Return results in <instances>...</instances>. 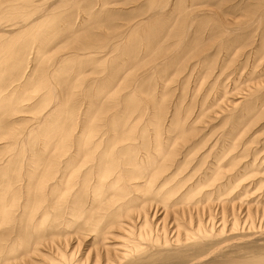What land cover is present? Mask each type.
<instances>
[{"label": "bare ground", "instance_id": "1", "mask_svg": "<svg viewBox=\"0 0 264 264\" xmlns=\"http://www.w3.org/2000/svg\"><path fill=\"white\" fill-rule=\"evenodd\" d=\"M35 2L0 0V16L29 18ZM41 10L20 29L0 27V139L26 126L21 146L0 156V264H264V227L254 218H264V192L256 205L243 200L261 150H250L253 138L239 142L264 101V65L262 79L223 111L226 131L208 136L200 126L218 107L210 88L229 93L221 74L206 86L212 93L185 107L220 54L221 70L242 45L251 48L241 64L264 58V0H53ZM33 42L31 74L2 94ZM62 43L70 53L43 63L40 52ZM88 64L107 74L77 92L71 69ZM176 73L184 74L174 89ZM120 80L130 89L116 95ZM27 88L46 89L56 103L31 125L9 113ZM81 99L88 104L76 124ZM247 155L253 161L240 165Z\"/></svg>", "mask_w": 264, "mask_h": 264}, {"label": "rangeland", "instance_id": "2", "mask_svg": "<svg viewBox=\"0 0 264 264\" xmlns=\"http://www.w3.org/2000/svg\"><path fill=\"white\" fill-rule=\"evenodd\" d=\"M53 0H36V2H35V4H34V6L33 7H31L30 8V10L32 11V13H33V15H31V16H28L29 18H25V17H12V18H9V17H7V18H5V17H3V16H0V27H4V28H10V29H12V30H16V29H20V28H22V25H24V24H26L28 21H30V20H32L33 18H34V16H36L37 14H39L40 12H38V10L40 9H42L41 11H44L43 9L50 3V2H52ZM120 0H115V2H119ZM15 2V1H14ZM2 17V18H1ZM31 17V18H30ZM79 17L77 18V20H76V22L78 23V21H79ZM7 24H8V26H7ZM13 27V28H12ZM36 46H38L35 42H33V43H31V49L28 51L27 50V52H24V54H23V63H22V65H21V70H20V75L19 76H16V77H14L12 80H10V81H8V85H6L5 87H2L1 89H3V93L2 94H4V93H6L7 91H9V90H12L13 88H15V87H18V86H20L23 82H24V80H25V78H27L30 74H31V67H30V65H33V66H35L34 65V62H33V64H32V59H31V57H32V55L33 54H36L37 53V48H36ZM60 46H62V47H60ZM249 48H251V45H242L240 48H238L239 49V51H238V53L237 54H230L229 55V59H225L226 61V64H228V66H226V69H225V66H223L222 68H224L223 70H221V68H220V66L218 65L219 63H221L222 62V60L221 61H219L220 59H221V56H222V54H220L219 56H217L216 58H217V60H214L212 63H211V66H212V68H213V70L212 69H210V70H208L209 72L208 73H206L207 74V77L205 76L206 74H204V76H203V78H201L200 80V83H198V85H197V88H198V90H197V88H195V91H190V89H189V91H188V98L186 99V104L187 103H189L190 104V100H189V98H190V96H192V97H194V99L196 100H198V98H199V96H201V95H203L205 92H207V95H209L210 93L209 92H213V91H208V90H206L207 88H206V86L207 87H209V85H211V84H209L210 83V81H211V79H214L213 77L215 76V73L218 75V74H221V76L218 78V82H220V80H221V82H222V80H223V83L225 84V85H227L226 87H227V89L229 90V93L226 95V96H221L220 97V95H223L224 93L223 92H221V90H218L219 89V87H218V84L215 86V87H211L210 89L211 90H214V92L211 94V95H209V97H210V99L211 98H213L212 96H214V94H216V95H218L219 96V98L220 99H218L217 101V105L215 104V105H213V106H218V107H213L212 108V110H210L208 113H207V115H203L204 117H201V120H203V122H201V123H203V126L202 125H200L201 126V128L202 127H204V128H202V130L203 129H206L205 131L207 132L208 131V136H212V135H216V134H219V133H221V132H223V131H226V129H227V126L225 125V123H223L224 121H222L223 119H224V116L226 115V112L230 109L229 107H230V105H229V102L231 101V100H235V101H239V100H241V98H242V96H244L246 93H248V88H249V86L251 85V83H252V81L254 82V81H257V78H259V79H262V77L261 76H259V74H260V72L259 71H261V69L263 68V63H264V58H257V60L255 59L254 60V62L252 61L254 58H249V60H247L245 63H243V64H241L243 61H245V60H243L244 59V54H245V52H247V50L249 49ZM69 50V51H71L70 49H69V46L67 45V43H62V44H51V45H49L47 48H45L44 50H43V52H40V57H42V59H43V63L45 62V61H48V60H51L50 61V63L48 64V66L50 67H52V65L54 64V61L53 60H55V59H57V58H59L60 57V55L61 54H66L67 52H69V51H66V50ZM33 50V51H32ZM65 51V52H64ZM47 52V53H46ZM63 52V53H62ZM70 53V52H69ZM39 55V54H38ZM98 56H100V55H98ZM232 56V57H231ZM54 57V58H53ZM57 57V58H56ZM219 57V58H218ZM30 58V59H29ZM53 58V59H52ZM215 58V59H216ZM227 58V57H226ZM219 59V60H218ZM229 60H231V62L229 61ZM243 60V61H242ZM260 60V61H259ZM228 61H229V63H228ZM42 62V61H41ZM39 63V66L37 67L38 69H39V67L40 66H42L41 64H43V63ZM248 62V63H247ZM256 62V63H255ZM256 65H255V64ZM215 64V65H214ZM238 64H240L241 65V67L243 68V70L241 69L240 71H239V74H238V71H233L234 69H236L237 67H239L240 65H238ZM27 65H29V67L27 68L28 69V71H27V69H26V66ZM213 65H214V67H213ZM237 65V66H236ZM250 65V66H249ZM254 65V66H253ZM216 66V67H215ZM236 66V67H235ZM88 67V68H87ZM93 67V68H92ZM95 67V68H94ZM218 67V68H217ZM235 67V68H234ZM100 68V69H99ZM252 68V69H251ZM254 68H255V70H254ZM92 69H95V70H92ZM98 69L100 70V71H98ZM230 69H232V70H230ZM251 69V70H250ZM101 70H102V72H101ZM212 70V71H211ZM219 70V71H218ZM250 70V71H249ZM99 73H98V72ZM105 69H104V67H100V66H98V65H91V64H88V65H86L85 67H83V68H81V69H76L75 70V67L74 68H72L71 69V72H72V75H73V84L75 85L76 84V86H77V88H76V90H77V92H81L82 91V89H83V87L85 88V89H89V91L90 90H92V86H94V85H97V83H99V82H101V80L100 79H103L104 78V76H105V74H107V73H105ZM218 73H217V72ZM225 71V72H224ZM231 71H233L232 73L234 74H231L229 77H228V75H229V73H231ZM256 71V72H255ZM95 72V73H94ZM107 72V71H106ZM214 72V73H213ZM222 72H223V74H222ZM229 72V73H228ZM250 72H252V73H250ZM27 73V74H26ZM100 73H102V74H104V75H100L99 76V74ZM247 73V74H246ZM257 75H255V74ZM183 74L184 73H176L172 78L173 79H171V80H169V81H171V82H169V86L171 87V88H173V86H174V89H175V86L177 87L179 84H177L176 85V82L178 83L179 81H180V75H182L183 76ZM214 74V75H213ZM237 74V75H236ZM241 74V75H240ZM24 75H25V77H24ZM93 75H95V77L97 76V79L98 78H100V79H98V80H96V78L95 77H92ZM227 77V78H224L225 76ZM248 77H247V76ZM101 76H102V78H101ZM181 76V77H182ZM232 76V77H231ZM233 76L236 78V79H234L233 78ZM251 76V77H250ZM20 77V78H19ZM23 77V78H22ZM176 77H177V79H176ZM240 77V78H239ZM87 78L88 79H90V80H87ZM94 78V79H93ZM242 78V79H241ZM248 78H250V79H248ZM254 78H255V80H254ZM91 79H93V80H91ZM220 79V80H219ZM224 79H226V81H224ZM232 79L233 80H236V81H232ZM245 81H244V80ZM247 79V80H246ZM253 79V80H252ZM87 80V81H86ZM179 80V81H178ZM206 80V81H205ZM231 81V82H230ZM251 81V82H250ZM20 82H21V84H20ZM87 82V83H86ZM120 82V83H119ZM118 82V86H120V87H118L117 89L119 90H116V95H122V93H125L127 90H129L128 88H125V89H123V86H122V84H124L125 83V81L124 82H122L121 80ZM240 83V84H238V83ZM241 82H245V83H241ZM247 82V83H246ZM234 83H237V85H239L237 88L235 87V86H237L236 84L235 85H233ZM84 84H87V86L85 87V85ZM174 84V85H173ZM231 84V85H230ZM246 84V85H245ZM124 85H126V83L124 84ZM192 85V84H191ZM241 85V86H240ZM240 87V88H239ZM11 88V89H10ZM121 88V89H120ZM214 88V89H213ZM233 88V89H232ZM239 88V89H238ZM27 89H28V91H27ZM26 90H24V91H21V92H19V93H17L16 94V96H15V98H14V100H13V104H14V107L16 108V110H14V111H11V112H9L10 114H11V118L12 119H18V118H25L26 117V119H29L30 121H29V125H31V122L33 121V122H35L36 121V119H34L35 117H37V115L39 116V115H42V112H43V115L44 114H46L48 111H50L51 110V106L52 105H54V104H56L55 103V101H53V100H50L48 97H47V95H46V89H43V88H40V89H36V88H27ZM33 89V90H32ZM84 89V90H85ZM83 90V91H84ZM192 90H194V88L192 89ZM231 90H233L232 92V94H231ZM197 91V92H196ZM216 91V92H215ZM217 91H219V92H221V93H218ZM38 92V93H37ZM178 92V90L177 91H175V93H177ZM196 92V93H195ZM202 92V93H201ZM246 92V93H245ZM82 93V92H81ZM209 93V94H208ZM218 93V94H217ZM223 93V94H222ZM19 94V95H18ZM21 94V95H20ZM35 94V95H34ZM39 94V95H38ZM41 94V95H40ZM199 96H198V95ZM201 94V95H200ZM220 94V95H219ZM36 95H38V96H36ZM175 95L176 94H174V92H173V95H172V98L173 97H175ZM198 97H197V96ZM195 96L197 97V98H195ZM37 97V98H36ZM32 98V99H31ZM108 96L106 97V98H104V102H106L107 100H108ZM171 98V99H172ZM221 98H222V100H221ZM83 100V101H82ZM196 100V101H197ZM86 101V102H85ZM19 102V103H18ZM195 102V101H194ZM77 103V106H76V113L74 114L75 116L73 117L74 118V121L76 122V124H78L79 123V121H81V116H84V110H86L87 109V104H88V102H87V100H84V99H81L79 102H76ZM82 103V104H81ZM18 104H19V106H18ZM51 104V105H50ZM186 104H184V106L186 105ZM261 104H264V101L263 102H261L260 103V107L258 108L259 109V116L255 119V120H253V122H255L254 124L253 123H251V126H249L247 129V131H246V133H245V135L244 136H242L241 137V139L242 140H240L239 142H241L242 141V143L243 142H245V139H247V138H253V143L252 142H250V144H249V148H251L250 150L252 151L253 149L255 150V149H257V152L258 151H260L261 150V152L259 153V156L258 155H256V156H258L259 158L256 160V163L251 167V168H248V170H250L251 171V173H249V174H247L246 175V177L245 178H247L244 182H245V184L247 183L248 184V189H249V191H247L245 194H244V198H243V200L245 201V203L247 202H249L248 204L249 205H256V203L258 202V200H259V197H261V194H263L262 192H264V183H259L258 182V180L260 181V179H264L263 177H264V159L262 158V157H264V105H261ZM16 105V106H15ZM170 105H172V104H170ZM228 105H229V107H228ZM21 106V107H20ZM189 105L187 104L185 107H188ZM196 106H197V102H196ZM25 107H27V109L29 108V107H33L32 109H30L29 111H27V112H25V113H23V112H18L17 110L18 109H22V108H25ZM48 107H49V109H48ZM51 107V108H50ZM84 107H86V108H84ZM172 107V106H171ZM83 108V109H82ZM197 107H195V108H193V110H192V115H194L195 114V112H196V109ZM228 108V110L225 112V114H224V112L223 111H225L226 109ZM262 108V109H261ZM172 109V108H171ZM224 109V110H223ZM47 112H46V111ZM112 110V111H111ZM117 111V110H119V107H118V109H117V107H115V108H112V109H106L105 111H104V116H106L109 112V114L108 115H110V114H112V112H114V111ZM185 110H186V108H185ZM78 111H81L80 113L78 112ZM13 112H14V114L17 116V117H14L13 116ZM29 113V114H28ZM137 114V112H134V114ZM217 113V114H216ZM22 116H21V115ZM106 114V115H105ZM132 115V117L134 116V117H136L135 115ZM224 114V115H223ZM29 115V116H28ZM78 115H79V117L80 118H78ZM214 116V118H212V116ZM223 115V116H222ZM97 116H98V118H97ZM223 118H222V117ZM14 117V118H13ZM133 117V118H134ZM32 118L34 119V120H32ZM91 118L93 119V121H96V120H98V122H99V114H95V113H93L92 115H91ZM204 118V119H203ZM216 120V121H215ZM220 122V125H219V122ZM32 122V123H33ZM78 122V123H77ZM211 122V123H210ZM26 124V123H25ZM214 124V125H213ZM221 124H222V126H221ZM205 125V126H204ZM211 125V126H210ZM215 125H218L217 127H213V129L211 128L212 126H215ZM24 127V128H23ZM25 127L26 126H22V125H20L19 127H17V133L20 131V133H18L19 134V136H18V138H22L23 136H24V133H23V131H24V129H25ZM20 128H21V130H20ZM208 128H210V129H208ZM225 129V130H223V129ZM19 129V130H18ZM218 129V130H217ZM209 130H210V132H209ZM220 130V131H219ZM218 131V132H217ZM22 132V133H21ZM205 132V133H206ZM210 133V134H209ZM20 134H22V135H20ZM252 135V136H251ZM247 136V137H246ZM8 137H6L5 139H0V156L1 157H5V156H7V155H10V152L12 151L10 148H12V149H14L15 147L16 148H18V147H20L21 145L20 144H18L17 142H19L20 141V139H18V138H15V137H12V136H10L9 137V139H7ZM12 138H15V139H12ZM34 138H35V140L33 141L35 144H39V145H41V143H42V141L44 140V136L43 135H41V137L39 138L38 136H36V135H34ZM19 140V141H18ZM259 140V141H258ZM9 141V142H8ZM8 142V143H7ZM38 142V143H37ZM260 143V144H258V143ZM262 142V143H261ZM210 143H211V141H210ZM6 144V145H5ZM9 145V147H7ZM3 146V147H2ZM6 146V147H5ZM18 146V147H17ZM7 148L9 149V150H7ZM3 151V152H2ZM13 152V151H12ZM1 154H4V155H1ZM263 155V156H262ZM255 156V155H254ZM254 156L253 157H251V155H247V156H245L244 158H241L240 159V161H241V163H240V165H243L246 161L248 162V161H253V159H254ZM0 157V158H1ZM255 158H257V157H255ZM26 159V158H25ZM24 159V160H25ZM258 160H260V161H258ZM255 167V168H254ZM231 171H230V170ZM234 169H236V166H229V168L227 169V170H229L230 172H232V171H234ZM254 173V174H253ZM259 174H261V175H259ZM263 175V176H262ZM251 176V177H250ZM254 177H256V178H254ZM256 179V180H255ZM248 180V181H247ZM254 181V182H253ZM253 182V183H252ZM244 184V183H243ZM249 184H251V185H249ZM250 186V187H249ZM259 188V189H258ZM239 191V190H238ZM258 197V198H257ZM240 198V197H239ZM239 198H237V201L239 200ZM245 203H243V204H245ZM242 212H239V213H241L240 214V217H242L243 215H246V213H247V211H246V209L245 210H241ZM246 213H245V212ZM245 214H244V213ZM259 215V214H258ZM258 215H257V217H258ZM250 216L253 218V215H251V213H250ZM247 217H248V213H247ZM257 217L256 216H254V218H256V225H257V227L258 228H262V227H264V218L263 217H258V219L260 220V222H258L259 220L257 219ZM244 218H246V216H243L242 217V219L244 220ZM263 220V221H262ZM261 225V226H260Z\"/></svg>", "mask_w": 264, "mask_h": 264}]
</instances>
